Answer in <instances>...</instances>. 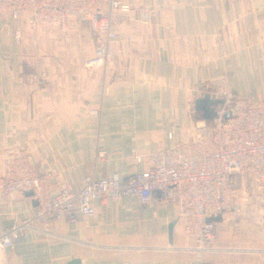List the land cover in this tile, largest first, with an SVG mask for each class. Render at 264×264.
<instances>
[{
	"label": "crops",
	"instance_id": "1",
	"mask_svg": "<svg viewBox=\"0 0 264 264\" xmlns=\"http://www.w3.org/2000/svg\"><path fill=\"white\" fill-rule=\"evenodd\" d=\"M120 1L132 6L113 23L115 56L104 67L84 66L97 42L88 21L70 16L60 28L22 12L16 41L0 20V174L8 153L23 147L56 172L52 189L58 182L77 189L90 174L122 179L133 149L141 171L158 144L182 138L200 88L264 97V0ZM95 108L99 116H89ZM247 186L215 221V249L202 255L211 264H264V200ZM92 204L91 217L54 219L55 235L0 249V264H198L173 206L131 196ZM35 207L25 193L0 196V228Z\"/></svg>",
	"mask_w": 264,
	"mask_h": 264
},
{
	"label": "built area",
	"instance_id": "2",
	"mask_svg": "<svg viewBox=\"0 0 264 264\" xmlns=\"http://www.w3.org/2000/svg\"><path fill=\"white\" fill-rule=\"evenodd\" d=\"M131 6L120 0H0V20L5 21L7 28L14 27L16 41L21 35L17 26L22 12L29 14L35 24L60 28L70 16L88 21L97 42L84 66L104 67L115 56L111 44L116 37L113 23ZM143 19H149L146 12ZM206 93L223 101L213 107V119H195L184 138L169 146L158 144L147 156L148 167L141 171L136 165L143 157L133 149L131 172L122 179L117 173L101 178L90 174L77 189L59 182L52 189L48 181L57 179L56 172L32 162L28 149H13L2 162L0 196L10 199L15 192L30 190L37 204L34 215L0 228V249L12 247L31 235H55L51 223L60 216L69 221L79 215L93 216L95 200L131 196L141 205L157 201L173 206L176 221L192 238L189 248L197 253L198 264H211L202 256L215 249V221L207 218L233 208L247 185L255 199L264 200V97L232 95L227 88ZM99 113L98 108L88 111L91 117H98ZM105 155L104 151L97 152L98 157Z\"/></svg>",
	"mask_w": 264,
	"mask_h": 264
},
{
	"label": "water",
	"instance_id": "3",
	"mask_svg": "<svg viewBox=\"0 0 264 264\" xmlns=\"http://www.w3.org/2000/svg\"><path fill=\"white\" fill-rule=\"evenodd\" d=\"M222 99L219 98H212L208 93H204L202 96H198L194 99L193 102V109L198 114V119L203 120H212L215 116L214 112V106L218 103H222ZM228 113H225L224 117H227ZM25 195L32 196V192L30 190L25 191ZM33 202L35 205L37 204L36 200L33 199ZM221 218V214H217L212 217H208V221H216ZM172 227L173 223H170L168 225V235H169V241L172 240ZM68 264H80L79 259H71Z\"/></svg>",
	"mask_w": 264,
	"mask_h": 264
},
{
	"label": "rangeland",
	"instance_id": "4",
	"mask_svg": "<svg viewBox=\"0 0 264 264\" xmlns=\"http://www.w3.org/2000/svg\"><path fill=\"white\" fill-rule=\"evenodd\" d=\"M30 19H31V17H30ZM18 30H19V29H18ZM19 32H20V31H19ZM20 34H21V33H20ZM20 38H21V35H20ZM221 88H224V87L208 86V87L203 88V89L200 88V89H199V93L201 94L200 96H202V92H205V91H206V92H218V90L221 89ZM194 113H195V115H196V117H197V115H198L197 112H194ZM195 119H197V118L192 119L191 122H193ZM191 122H190V123H191ZM190 123H189V124H190ZM189 124H188L187 126H185V128L183 129V131H182V132H183V134H182V138L185 137L184 135L186 134L185 132H186L187 127L189 126ZM183 136H184V137H183Z\"/></svg>",
	"mask_w": 264,
	"mask_h": 264
},
{
	"label": "trees",
	"instance_id": "5",
	"mask_svg": "<svg viewBox=\"0 0 264 264\" xmlns=\"http://www.w3.org/2000/svg\"><path fill=\"white\" fill-rule=\"evenodd\" d=\"M197 119H198V115H197V117H196ZM207 122H209V121H207Z\"/></svg>",
	"mask_w": 264,
	"mask_h": 264
}]
</instances>
